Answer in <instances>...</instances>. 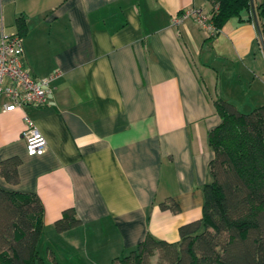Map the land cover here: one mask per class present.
Listing matches in <instances>:
<instances>
[{"label": "crops", "instance_id": "obj_1", "mask_svg": "<svg viewBox=\"0 0 264 264\" xmlns=\"http://www.w3.org/2000/svg\"><path fill=\"white\" fill-rule=\"evenodd\" d=\"M251 1L255 19L250 6L209 38L171 18L210 12V0H0V34L23 21V66L56 75L43 107L0 102V161L20 159L18 182L0 176V188L39 197L45 264H116L146 234L174 243L201 218L213 101L264 106V0ZM24 115L46 140L41 156L26 153ZM67 208L80 224L57 233Z\"/></svg>", "mask_w": 264, "mask_h": 264}, {"label": "trees", "instance_id": "obj_2", "mask_svg": "<svg viewBox=\"0 0 264 264\" xmlns=\"http://www.w3.org/2000/svg\"><path fill=\"white\" fill-rule=\"evenodd\" d=\"M210 1L217 30L250 7V0ZM259 10L264 19V2ZM23 26L18 22L21 36ZM213 105L220 122L208 133L213 157L210 181L202 189L201 218L180 226L174 243L146 234L116 263L150 264L156 257V264H264V106L243 112L221 97ZM19 164L16 156L0 161V176L16 184ZM161 206L178 210L175 204ZM43 220L36 194L0 188V264H45L38 252ZM79 224L74 209L67 208L54 229L62 233ZM49 258L57 264L53 255Z\"/></svg>", "mask_w": 264, "mask_h": 264}, {"label": "built area", "instance_id": "obj_3", "mask_svg": "<svg viewBox=\"0 0 264 264\" xmlns=\"http://www.w3.org/2000/svg\"><path fill=\"white\" fill-rule=\"evenodd\" d=\"M185 20H192L209 38L215 37L217 30L212 14L202 8L188 7L180 10L171 18V25L178 27ZM23 37L18 33L0 34V102L2 110L11 112L24 107H43L50 94V83L55 74L38 78L22 64ZM22 137L28 156H41L47 143L36 128L33 120L23 116Z\"/></svg>", "mask_w": 264, "mask_h": 264}, {"label": "water", "instance_id": "obj_4", "mask_svg": "<svg viewBox=\"0 0 264 264\" xmlns=\"http://www.w3.org/2000/svg\"><path fill=\"white\" fill-rule=\"evenodd\" d=\"M250 6H251L252 15H253V17L255 19V13H254V10H253V4H252L251 0H250ZM259 40L261 42L262 49H264V41H262V36H261L260 32H259Z\"/></svg>", "mask_w": 264, "mask_h": 264}, {"label": "rangeland", "instance_id": "obj_5", "mask_svg": "<svg viewBox=\"0 0 264 264\" xmlns=\"http://www.w3.org/2000/svg\"><path fill=\"white\" fill-rule=\"evenodd\" d=\"M40 255H41V253H40ZM80 264H97V263L83 262V263H80ZM100 264H102V263H100ZM107 264H109V263H107ZM116 264H119V263H116ZM150 264H156V257H153V258L150 259Z\"/></svg>", "mask_w": 264, "mask_h": 264}]
</instances>
